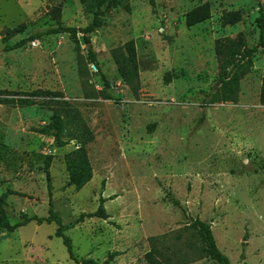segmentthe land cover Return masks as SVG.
Returning a JSON list of instances; mask_svg holds the SVG:
<instances>
[{"label":"rangeland","instance_id":"1","mask_svg":"<svg viewBox=\"0 0 264 264\" xmlns=\"http://www.w3.org/2000/svg\"><path fill=\"white\" fill-rule=\"evenodd\" d=\"M152 1L128 0L129 11L107 8L89 44L81 33L77 46L61 32L5 51L6 27L25 24L12 43L58 24L85 27L91 13L81 0H0V89L60 91L59 99L80 112L94 135L85 146L92 178L77 189L68 183V157L79 143L60 146L45 130L56 104L47 97L30 106L0 103V194L13 191L0 222L47 216L51 202L70 224L95 211L103 197L106 218L84 217L64 230L79 261L148 264L145 253L155 237L168 264H217L200 254L201 241L187 226L199 217L231 264H264V53L252 57L235 102H210L218 88L215 39L241 33L246 46L255 45L264 0ZM205 1L210 18L187 26L186 11ZM231 10L241 19L223 24L222 14ZM130 39L138 63L135 90L111 55ZM48 154L51 195L43 169ZM56 228L55 221L31 220L0 230V264H78Z\"/></svg>","mask_w":264,"mask_h":264},{"label":"trees","instance_id":"2","mask_svg":"<svg viewBox=\"0 0 264 264\" xmlns=\"http://www.w3.org/2000/svg\"><path fill=\"white\" fill-rule=\"evenodd\" d=\"M81 2L85 9L91 13V21L85 27L76 28L73 26L58 24L55 27H49L30 33L26 37L20 38L15 42H7L14 35L24 31L25 24L19 23L13 27H6L4 29L2 37V41L4 43L3 50L8 51L20 48L26 43L40 39L45 35L61 32L68 33L77 46H79L80 43L78 33H81L83 42L85 44H89V34L104 24L105 12L107 8L122 7L125 10H130L128 0H81ZM60 12L61 7L58 5L52 8L51 14L56 17L60 14ZM210 16L211 6L208 1H205L186 11L184 15L185 24L187 26H192L207 20ZM221 18L223 24H234L241 19V13L238 10L225 11ZM256 22L258 28V39L256 44L253 46H246L245 38L241 33L237 34L235 37L222 36L215 39L214 52L218 63V88L212 93L210 102H235L237 100L240 80L250 71L252 57L258 50H261L264 53V10L262 8H260V14L256 18ZM111 55L123 80L135 90L138 86V63L134 40L130 39L122 46L113 48L111 50ZM88 56L90 61H92V63L96 66L97 71L100 72L99 64L90 48H88ZM102 78L105 85L109 86V82L106 80L104 75H102ZM2 94H6V97H0V103L30 106L35 104L34 98L47 97L49 102H54L56 104L53 108L52 114L50 115V120L45 126V130L47 132H51L54 136V140L60 146L67 144L71 140H75L79 143L80 146L77 148V151H74L68 157V159L71 158L68 165L72 169L69 174L68 183L74 185L77 189L85 185L92 178V167L85 146L94 139V135L90 127L82 118L80 112L67 100L61 98L59 99V97H62V93L60 91L42 89H36L33 91H13L0 89V95ZM8 95L12 96L8 97ZM53 98H56V100H53ZM68 123L70 124V128H67ZM65 135L67 138H63ZM51 158L52 155H46L43 166L46 173L49 195H51V184L48 168L50 166ZM12 192L13 191L11 189H7L0 194V217H5L7 197ZM104 201L105 199L100 197L98 207L95 211L80 214L79 217L70 224L62 223L59 214L54 211L50 202L47 216H24L22 222H16L13 224L7 219H4L0 222V230L5 229L8 232H12L16 227L24 225L31 220H35L37 223L55 221L57 223V228L54 235L62 237L69 257L78 264H96L92 259L79 261L73 257L70 240L64 234V230L83 220L84 217L96 216L106 218L108 215L103 205ZM173 202L175 205H179L178 201L174 200ZM187 224V226L193 230V233H195L201 241V255L214 260L217 264H231L229 258L217 247L211 225L208 222L200 219L199 217H194L191 219L190 223ZM156 239L157 238L155 237L150 238L151 245L150 249L145 253V259L148 264H168L166 258L160 256V252L153 242ZM103 264H107V262L105 261Z\"/></svg>","mask_w":264,"mask_h":264}]
</instances>
